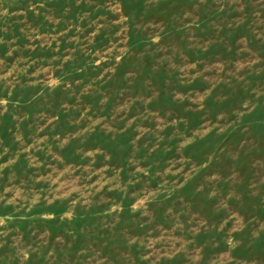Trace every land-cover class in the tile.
Wrapping results in <instances>:
<instances>
[{"label":"rangeland","instance_id":"374dc122","mask_svg":"<svg viewBox=\"0 0 264 264\" xmlns=\"http://www.w3.org/2000/svg\"><path fill=\"white\" fill-rule=\"evenodd\" d=\"M0 264H264V0H0Z\"/></svg>","mask_w":264,"mask_h":264}]
</instances>
